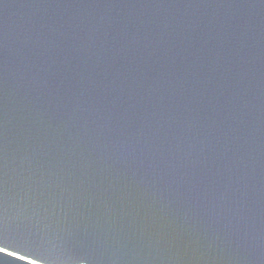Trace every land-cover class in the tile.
<instances>
[{
  "label": "water",
  "instance_id": "water-1",
  "mask_svg": "<svg viewBox=\"0 0 264 264\" xmlns=\"http://www.w3.org/2000/svg\"><path fill=\"white\" fill-rule=\"evenodd\" d=\"M0 264H264V0H0Z\"/></svg>",
  "mask_w": 264,
  "mask_h": 264
},
{
  "label": "snow or ice",
  "instance_id": "snow-or-ice-1",
  "mask_svg": "<svg viewBox=\"0 0 264 264\" xmlns=\"http://www.w3.org/2000/svg\"><path fill=\"white\" fill-rule=\"evenodd\" d=\"M4 251V249L0 248V252Z\"/></svg>",
  "mask_w": 264,
  "mask_h": 264
}]
</instances>
